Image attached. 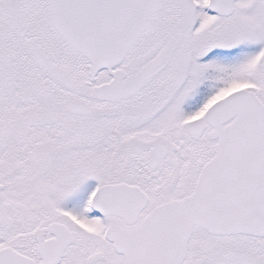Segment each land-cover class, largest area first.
Wrapping results in <instances>:
<instances>
[{"label": "snow or ice", "instance_id": "obj_1", "mask_svg": "<svg viewBox=\"0 0 264 264\" xmlns=\"http://www.w3.org/2000/svg\"><path fill=\"white\" fill-rule=\"evenodd\" d=\"M0 264H264V0H0Z\"/></svg>", "mask_w": 264, "mask_h": 264}]
</instances>
